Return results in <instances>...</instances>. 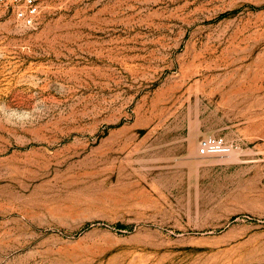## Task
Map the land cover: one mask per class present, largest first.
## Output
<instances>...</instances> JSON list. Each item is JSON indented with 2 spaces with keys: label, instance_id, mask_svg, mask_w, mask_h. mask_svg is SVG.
I'll use <instances>...</instances> for the list:
<instances>
[{
  "label": "rangeland",
  "instance_id": "rangeland-1",
  "mask_svg": "<svg viewBox=\"0 0 264 264\" xmlns=\"http://www.w3.org/2000/svg\"><path fill=\"white\" fill-rule=\"evenodd\" d=\"M40 4H0V264H264V0Z\"/></svg>",
  "mask_w": 264,
  "mask_h": 264
},
{
  "label": "built area",
  "instance_id": "built-area-1",
  "mask_svg": "<svg viewBox=\"0 0 264 264\" xmlns=\"http://www.w3.org/2000/svg\"><path fill=\"white\" fill-rule=\"evenodd\" d=\"M0 4L26 28L34 29L41 14L40 0H0ZM232 152L224 138L209 137L202 139L198 146L201 156H227Z\"/></svg>",
  "mask_w": 264,
  "mask_h": 264
}]
</instances>
